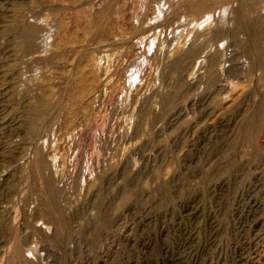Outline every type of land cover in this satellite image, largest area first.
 Masks as SVG:
<instances>
[{"label": "rangeland", "instance_id": "rangeland-1", "mask_svg": "<svg viewBox=\"0 0 264 264\" xmlns=\"http://www.w3.org/2000/svg\"><path fill=\"white\" fill-rule=\"evenodd\" d=\"M242 12L259 30L264 0H0V264L16 242L24 264H264L262 127L245 136L229 118V87L202 118L204 103L179 117L162 101L193 41L220 21L246 37ZM32 24L43 38L23 35ZM230 40L207 39L226 64ZM197 59L183 63V98L205 84ZM230 145L246 166L213 164L204 194L193 185Z\"/></svg>", "mask_w": 264, "mask_h": 264}, {"label": "bare ground", "instance_id": "bare-ground-1", "mask_svg": "<svg viewBox=\"0 0 264 264\" xmlns=\"http://www.w3.org/2000/svg\"><path fill=\"white\" fill-rule=\"evenodd\" d=\"M256 22H257L256 18L254 16L249 15L248 12H242L236 18V23L238 24L239 29L241 27V28L245 29V31H247L245 38H242L241 35H239L237 31H234V30L232 31V30H229L227 28H223L224 25L221 23V21L218 24H216L215 27H213V29H211L209 32H207V33H210L209 36L217 37L218 39L222 35H224L225 33H228L229 37L231 38L230 45L233 46V48H232L233 53H232L231 58L229 59L230 60L229 64H226L227 63V59H226V55H225L226 53H225V51H223V49L221 47L222 46L221 42L216 44V45L209 44V42H207V39L209 37L208 36L206 38V41H200V43H202L204 45L203 49H202L201 45L198 41H196V40L193 41V43L188 47V49H186V51L182 52L181 55L171 63L172 68H178L179 70H181V73H180V76L178 78V82L175 85V88L163 95L162 101L168 106L167 109L171 110L173 108L177 112V115L180 117V115L183 113V111L188 106L193 107L196 104H199V103L203 104L204 103L203 108H202L203 111L201 112L202 115H201V117L199 116L200 118H202L204 116H207L211 112L209 110V109H211L210 103H215L217 101L215 99V97L218 95V92L216 89L218 87H229L231 89V91H233L232 92L233 94H231V99L229 100L228 106L225 108V112L228 114L229 118L233 119L234 121L239 123L240 129L244 133L245 136H248L249 132L253 129V126H255L256 124H257V126H261L262 130L264 131V23L261 25V28H259V30H256L254 27ZM41 32H43V28L40 25L32 24V25H28L23 30V35L27 39H29L30 37H33V36L43 38L44 35H42ZM203 34H205V33H203ZM223 43H224V41H223ZM202 52H204V54ZM193 57L194 58L199 57V59H197V61H196L198 65H201L200 64L201 62H203V63L205 62L203 65L205 68V73H204L205 84L200 89H197L194 92L189 93V94L187 93L185 95V98H183V93H184L183 92L184 91L183 90V83H184V81H183L184 80L183 63L187 59L193 58ZM243 57H245V58H243ZM245 101H250L249 106L246 109V111L244 113H242L241 111L239 113H234L233 110H235L236 108H239L243 103H245ZM169 107L171 109H169ZM205 110H208L209 112H206ZM159 113H161V112H159ZM163 113H161V114H163ZM165 114H166V111H165ZM195 120H196V118H195ZM193 121H194V117L192 118L191 123ZM192 125H193V123H192ZM188 128L193 129L194 127L193 128L188 127ZM160 129H161V127H160ZM184 130L185 129L181 130V128H180L178 130L177 137L178 136L183 137V135H185V131H187V130H185V131ZM246 138H248V137H246ZM238 141H237V143H238ZM258 144L263 145L264 139L259 138ZM233 148H234V145H230L227 148H225V150L221 151L220 155H218L219 153L215 154L218 156L215 160L210 161V159H209L210 162L208 163L207 168L204 171V177L202 178V181H200L202 183L194 184L193 186L196 187L198 185L196 188L198 190H201L205 194V190H207L208 171H209L210 167H212L213 164L217 163L218 161L228 162L232 167H234V166L238 167L239 165L246 166V164H245L246 160H244V159L238 160ZM164 151H165V148H164ZM209 153H207V154H209ZM209 157H210V154H209ZM121 167H123V166H121ZM112 170H113V168H112ZM134 170H136V169H134ZM108 172H110V171H108ZM108 172H106V173H108ZM122 172H124V169ZM125 172H128V171H125ZM121 173L119 175L123 176L122 175L123 173L122 174ZM134 173L137 174L136 172H134ZM114 174H115V171H114L113 175ZM125 174L126 173H124V175ZM135 174H133V175L135 176ZM114 176H117V175H114ZM132 179H133V177H132ZM106 180H109V178H107ZM110 180H113V179H110ZM50 181H47L46 186L43 187V191H44L43 196H45V197L43 198L44 200L42 202L51 201V204L50 205L47 204L48 207H46L45 209L50 214L55 216V218L57 220V228L58 229L62 228L64 231V227L66 226L67 219H64V217L59 213L61 210L54 206L55 203H53L52 199L56 200L58 192L55 188L56 186L53 185L54 183H52ZM91 184H93V183H91ZM87 185H88V183H87ZM91 188L89 189V191L91 190ZM166 188H167V186H166ZM166 188H165V190H166ZM167 190L169 192L167 198H169L173 201L174 200L173 199L174 194H171L172 192L170 193L168 188H167ZM183 190L184 189H182V192L184 193ZM89 191H87V192H89ZM96 191H98V190H96ZM180 193H181V191H180ZM166 195H167V192H166ZM184 195H185V193H184ZM184 195H182V196L184 197ZM183 197H181V198L183 199ZM103 222H104L103 223L104 225H106L108 223L107 220H104ZM102 231H103V229L101 230V232ZM69 232L71 233L72 231L69 230ZM73 232H75V231H73ZM10 245H11V249H10V247H8V249H10V251H9V254H7L8 258H9L8 264H24V261L22 258L23 254H24L22 251L23 246L21 247V244L17 243V242L11 243ZM29 250L33 251V249H29ZM24 252L26 254V251H24ZM29 255H31V254H29V251H28V256ZM28 256H27V258H28ZM25 257H26V255H25ZM35 258L36 257H34L33 262L35 261ZM29 262H30V260H29ZM30 264H32V263H30Z\"/></svg>", "mask_w": 264, "mask_h": 264}]
</instances>
